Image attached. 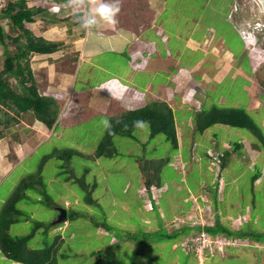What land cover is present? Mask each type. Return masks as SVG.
Masks as SVG:
<instances>
[{
  "label": "rangeland",
  "instance_id": "obj_1",
  "mask_svg": "<svg viewBox=\"0 0 264 264\" xmlns=\"http://www.w3.org/2000/svg\"><path fill=\"white\" fill-rule=\"evenodd\" d=\"M28 1L32 4L40 2L49 12H52L49 7L54 0ZM261 1L262 5H257L256 0H119L120 11L117 13V22L113 26H116L118 32L133 34L135 43L132 45L130 54L139 51L138 37H142L144 40L153 38L160 58L168 61L176 60V65L180 67H176L177 71L187 68L190 72L187 76L180 71L175 72L173 76L178 75V80L196 79L197 73L202 69H206L207 73L212 72L216 75L217 68L215 69L211 62L214 55L210 54L219 50L217 45H220L222 50L229 49L237 54L246 49L249 58L244 59L242 67L247 74L253 75L250 59L256 68L259 63L264 62V0ZM76 4L78 6L75 10H79V12L74 11L70 14H77L75 18L79 19L81 23V20L86 18L85 10H87L88 0H82L81 3L76 0ZM259 12L260 16L258 15ZM229 13L231 18L228 16ZM257 22L262 23L260 28L253 27L256 26ZM25 24L32 34L41 36L39 35L41 33L40 27L33 29L29 23ZM2 26L9 34L16 33L9 30L7 19L2 18ZM101 28V25H98L86 29L98 35L113 33L111 29ZM53 30L55 31L54 39L45 38L59 42V49L55 50L54 53L40 57H34L33 53H30L29 63L38 93L54 98L60 97L56 101L58 110L56 118L61 127L58 126L55 130H50L41 120L31 117L30 112L32 110L15 113L13 110L4 108L0 112L2 117L4 112H9L11 116L17 118V121L11 120L10 131L13 130V135L23 139L25 143L29 142L31 138L36 139L34 147L28 145V150H23L24 153L22 154L20 147L17 148L15 141L17 138L9 139L7 136L10 131L2 133L0 166L3 168L0 171V207L21 176L30 174L33 176L37 172L41 176V186L45 190L42 193L34 188L24 190L26 195L18 202V207L26 215H29L30 219L15 223L10 233L22 236L32 231L34 221L44 222L46 225L36 231L34 237L28 241L32 247H41L51 244L55 229L62 228L61 233L65 240L60 246L64 249L57 253L58 264H141V258H144L146 264H183V262L186 264H264V238L254 239L258 245L229 246L227 251H219L218 257L210 260L201 249H195L197 259L196 257L185 258L182 251L176 245L173 246L172 241L166 238L153 242L147 241L146 247H143L145 243L141 244L140 241H136L137 243H134L133 240L130 241L131 246L127 245L126 241H122L125 239L126 229L129 225L134 227V232H137L135 236H139L137 234L140 230L149 228L148 222L154 223L150 220L153 216L147 213L152 210L149 197L159 198L158 209L160 212L163 209L172 213V217L167 215L163 217L167 224L172 221L171 225H167L168 229H171L174 224L180 225V222L207 224L206 222L209 221L212 223V218L214 219L218 215L220 220L229 226L236 225V228L245 222L251 226L255 223L254 227L258 229L257 231L264 234V149L261 148L256 157L249 156L243 150L240 152L241 157L238 154L236 157L233 155L232 159L233 157L235 159L227 162L222 169L219 168L220 161L218 160L209 161L206 156L197 159V146L199 145V150H201L199 153L203 155L204 147H209L211 144L209 139L213 137L219 141L222 149L224 147L223 141L227 144L238 142L241 149L245 142L256 141L257 138L245 128L224 124L212 125L202 133L195 132L193 123L189 120L192 110L188 109V106L191 107L192 103L196 101L189 95L184 97L185 91L194 86V81L189 85L179 83L176 88L172 85L170 91L153 94L146 91L147 80L151 79V83L154 85L152 90L156 91L158 84L169 82L165 77L167 72L160 70L151 78V75L143 70H133V85L138 90L145 91V98L148 100H150L149 98L164 99L171 108H179L173 112L176 114L175 116L184 118L182 124V121L178 122L176 119L178 143L181 145L184 155L191 151V147L194 148L195 165L189 163L184 169V163H181L176 170L177 172L167 166L165 169L167 179L174 180L175 183L181 182L180 179L183 177H180L179 172L185 175L187 178L185 180L191 193H194L192 196H194L196 191L201 192L198 183L204 174L213 176L214 179L218 178L221 186L225 176V188L223 190L225 199L222 204H218L222 207H217L212 199H210L211 204L201 206L199 200L201 195L191 198V204L183 201L182 197L189 193L183 190L184 187L182 189L178 185L174 186L173 182L168 185V189L164 187V189L152 191L154 188L152 187L150 196H147V191L142 186L144 181L142 172L134 158L136 150L133 145H136L135 143L128 139H124L123 142L122 140L114 141L118 149L122 143V150H127V152L130 148L132 150L124 157L120 156V159L111 161L104 157L99 159L94 155L96 144L101 140L103 129L106 127L105 121L108 118L106 115L112 117L123 113L126 110L124 108L126 103H117L114 97L112 98L113 101L107 99L112 94L106 90L104 84L100 85L106 76L99 70V66L91 64L92 56L89 55L88 46L85 43L87 37L71 35L62 23L55 25ZM139 34L141 35L139 36ZM190 39L191 41H189ZM162 40H166V46ZM151 54L152 57L156 56L154 50L150 54L148 51L142 53L143 56ZM2 57L0 56V63ZM139 59H135L133 62L137 67L142 66L141 63H136ZM142 60L144 58L139 62ZM129 61H127L124 51H111L110 53L104 51L102 55L97 54L94 58V62L107 67V71L111 75L117 74L119 66L121 73L128 72ZM207 61L211 63L207 64ZM201 64H206V67L203 68ZM1 69L2 65L0 66ZM9 80L15 85L11 77ZM196 85L206 87L207 107L216 103L220 106H237L245 109L256 122L264 137V96L259 97L263 101V106L249 107L248 103L251 98L246 87H250V83L242 75L233 78L228 74L223 77L221 83L214 82L207 86L199 81ZM126 88H123V91L126 90L127 92L128 89ZM129 91L131 92V90ZM258 91H260L259 88ZM222 96L224 101L220 102L219 98ZM138 103H142V100ZM127 106V108H132L134 105ZM194 108H199L198 102ZM119 109L121 111H118ZM24 126L30 127V132L27 135H23L20 131ZM179 128L183 129L180 130ZM144 130L146 132V128ZM185 136L186 140L184 139ZM154 140L155 153L169 152L170 142L166 141L163 135H156ZM64 144L65 146L68 144L67 146L73 147L74 150L87 157L83 159L81 155L74 154L69 163H71V167H74L72 173H75L77 178L82 177L85 182L88 181L87 184L91 185L94 181L96 182V179L98 180L93 197L100 203L99 206L95 202L88 204L83 200L86 191L79 183L80 179L70 175L67 164L62 161L57 153L49 155L54 147L60 148ZM185 145L186 148H184ZM17 150L20 155L10 158L9 152L16 153ZM173 152L174 150H170L169 154L171 155ZM85 166H89V168L84 174L83 168ZM206 167L209 169L207 172ZM256 169L260 171L261 176L255 180L252 186L250 182L251 171ZM3 175L5 176L3 177ZM202 194L204 195V193ZM46 196H48L47 199L50 200V203L46 201ZM182 202L186 203V206L190 205L187 211H183L184 213H180L178 210L182 206ZM58 208H65L66 210L68 208V213L70 210L79 213L69 220V224L64 223L54 229L49 224L57 217ZM131 210L133 212L130 215L128 212ZM239 212L244 214L241 223H238L231 214ZM248 220L253 221L251 223ZM102 223L111 224L113 233L118 239L113 237L111 231L105 230ZM45 227L48 228V231L43 232ZM196 235L189 237L188 247L190 249L194 247L196 240L192 239ZM224 256L226 257L223 258ZM0 264L20 263L7 259L0 252Z\"/></svg>",
  "mask_w": 264,
  "mask_h": 264
},
{
  "label": "trees",
  "instance_id": "obj_2",
  "mask_svg": "<svg viewBox=\"0 0 264 264\" xmlns=\"http://www.w3.org/2000/svg\"><path fill=\"white\" fill-rule=\"evenodd\" d=\"M43 10L44 9L39 6L35 8L27 6L26 0H6L1 6L0 17L7 19L9 30L16 33L9 34L8 31L5 30L4 26H0V44L3 48L2 69L0 70V112H2V109L4 108L13 110L15 113H20L19 111L32 110V112H30L32 118L41 120L46 127H53L55 130L58 126H60L56 118L58 112L57 100L52 96L38 93L35 80L33 79L31 72L29 55L33 52H54L59 49V42L47 40L41 36H35L25 24V22L33 21V16L37 12H41ZM10 77L15 85L10 83ZM201 87V93L207 99V95L205 93L206 87ZM196 93L197 89L194 88L193 96L202 102V100L196 96ZM191 110L192 114L191 119L189 120L193 123V130L195 132L202 133L207 128L215 124L242 127L252 132L257 138L256 141L254 140L250 142L256 144L260 149H264V137L260 132V128L245 109L237 106H220L216 103H212L209 107H207L204 106V103H202L198 110ZM173 112L174 110L164 100L150 99L143 106L127 110L117 116L111 117L106 115L108 117L107 124L103 129L101 140L96 144V148L94 149L95 157L99 159L104 157L111 161L120 159V156L124 157L132 152L131 148L128 152L127 150H122L121 143V147L118 149L114 141L122 140L123 142L124 139H128L136 144L133 145L136 150L134 158L140 168V171L142 172L141 175L144 178H142L144 180L142 186L145 187L147 195L150 196V190L152 187H154V189H164V187H167L168 189V185L174 180L167 179L168 177L166 176L165 169L169 166L177 172V169L173 168L174 156L176 154H179L184 162L187 161L188 158V153L184 155V151L178 143V136L176 133V128L178 127L176 119L178 122H181L184 118L175 116L176 114ZM11 120L17 121V118L11 116L9 112H4L3 117L0 116V137L2 133L10 131ZM182 123L183 121L181 124ZM190 127L192 128L191 125ZM144 128H146V132ZM2 129L4 130L2 131ZM179 129L182 130L183 128ZM12 131H10V134L8 133L10 135L8 137H11V139L17 138L16 135H13ZM156 135H163L164 139L170 142L169 149L172 151L174 150L171 155L169 154L170 150L169 152L162 154L155 153L154 138ZM184 139L186 140V136ZM66 146L64 144L60 148L54 147L53 151L49 152V155H55V153H57V155L61 157L62 161L67 164V169L69 170L70 175L75 176L76 179H80L79 183H81V186L86 191L83 200L88 204L95 202L96 205L99 206L100 203L93 197L94 188L97 186L96 183L98 184V180L96 179V182L94 181L91 185L87 184L89 183L88 181L85 182L82 177L77 178V175L72 173V169L74 167H71V163H69L74 154L78 156L81 155V158L83 159L87 157L74 150L73 147L67 146L66 148ZM184 148H186V145ZM238 149L240 150L238 151V154L240 155V152L243 150L240 149L239 143L232 142L231 151H237ZM228 155L229 152L227 151L221 153L220 157L222 166L226 165ZM195 163L196 162L192 163L193 166ZM88 168L89 166H85L83 168L84 174L87 173ZM208 170L209 169L206 167V172ZM251 172L250 182L253 186L255 180L260 176V171L256 169ZM179 174L181 175L180 172ZM4 176L5 175H3V177ZM38 176L37 172L33 176H31V174L28 176H21L15 183L14 189L2 203L0 207V252L6 256L7 259H12L20 264H58L57 253L64 249V247L60 246L65 238L61 233L62 228H55L60 227L64 223L69 224V220L78 215V211L75 213L70 210L68 213L67 208L65 221L54 222V219L52 223L49 224L55 229V231L53 237L51 238V244H47L45 246L32 247L28 244V241L34 237V233L46 225L44 222L34 221L32 231L22 236L10 233L12 226L15 223L30 219V216L26 215L22 209L18 207V202L26 195L24 190L27 188H34L40 190L41 193L45 191L41 186V176H39L40 178ZM182 184V181H177L176 183L173 182L174 186L178 185L181 188ZM216 187L217 184L210 185V191L214 199H216ZM47 198L48 196H46V201H48ZM191 198L193 199L190 194H186L182 197V200L191 204ZM150 201L152 204V210L147 213L153 216L150 220L154 223L148 222L149 228L146 227V229L140 230L137 234L139 236H135L137 232H134V227L129 225L127 227L128 229H126L127 234L125 235V239L122 241H126L127 245L132 240L134 243H137L136 241H140L141 244L145 243L143 247H146V244L148 243L147 241L153 242L158 239L166 238L172 241L173 246L176 245L182 251L185 258L192 259V257H196L197 259V252L195 248L190 249L188 247L190 240L189 237L197 234L202 227H200L199 224L180 222V225L174 224L171 229H168L167 225H171L172 221H169L170 224H167L164 222L163 217L165 215L172 217V213H168L167 210L163 209H161V212L159 211V198L150 197ZM48 202L50 203V200ZM189 208L190 205L186 206V203L182 202V206L178 210L181 213L183 211H187ZM142 210L144 211V209ZM132 212L133 211L131 210L128 213L131 215ZM237 214L242 215L243 213L239 212ZM248 221L252 223L253 220ZM254 225L255 223L251 226V224L245 222L242 224L243 228L241 230H232L230 228L227 229L225 225H220L217 219H215L212 225H206L203 228L212 234L223 231L226 234H233L240 237L248 236L251 237V239H263L264 234L261 231H257L258 229L254 227ZM102 227L107 231H111L113 237H115L111 224L102 223ZM46 231H48L47 227H45V231L43 232ZM129 245L131 246V244ZM140 247L142 248V246ZM203 251L205 256H207V258L209 257V260L218 257V254H220L217 249L211 251L208 248H204ZM225 257L226 256L223 258ZM141 259V264H146L144 258ZM183 264L186 263L183 262Z\"/></svg>",
  "mask_w": 264,
  "mask_h": 264
},
{
  "label": "crops",
  "instance_id": "obj_3",
  "mask_svg": "<svg viewBox=\"0 0 264 264\" xmlns=\"http://www.w3.org/2000/svg\"><path fill=\"white\" fill-rule=\"evenodd\" d=\"M4 1H6V0H0V9H1L2 3H4ZM63 1H70V0H54V2H58V3L63 2ZM71 1H76V0H71ZM77 2L81 3V1H78V0H77ZM26 4H27V6H29L31 8H35V7L39 6L45 10V11L43 10L41 12H37L33 16V21L25 22V23H29V25H32L33 29H35L36 27H40L41 33L39 35H41V37H44V39H46V38L54 39L53 36H54L55 31L53 30V28L55 25H59L61 23L67 27V29H68V31H70L71 35L76 34V37H87V39H86L87 42H85V43L88 46L89 55L92 56L91 64H96L97 66H99L100 67L99 70L102 71V73L106 76L105 79L100 82L101 84L100 83L99 84L100 85L104 84L105 85L104 87L106 88V90L111 92L112 95H110V97H108L107 99L112 100V98L114 97V98H116L117 103L118 102L126 103L125 107H124L125 109L128 107L127 106L128 104L134 105L133 107H135L136 105H139L136 97H134V92H133V89L138 90V88H136L133 85V82H134V78L132 77L133 70H143L146 73H148L149 75H151V78L154 74H157L160 70H162L163 72H167L165 77L169 82H167V83L164 82V83L158 84L156 87V91L154 89L152 90L154 85L151 83V79L147 80L148 82L146 83L145 88H146V91H148L150 93L161 94V91H162V93L166 92L167 90L170 91V89H171L170 86H172V85L174 86V88H176V86H178L172 80L171 77L173 75H175V72H177L176 67H178V68H180V67L176 65V60H169L168 61V60H164L163 58H160L158 56L157 50H156V45H155L156 43L154 42L153 38H151V39L148 38V39L144 40V38L138 37V39H139L138 42L140 43L139 51H137L136 53L130 54V51L133 48L132 45L135 43V40L133 39L132 33L130 35V33H128V32H121V31L118 32L116 30V26H113V24H107V23L102 22L100 24L102 27L101 29H103V28L104 29H111V32L113 31V33L110 32L112 35L111 34L110 35H107V34H102V35L99 34L98 35L95 32L88 31L86 28L82 27L79 19L75 18L77 14H74V15L69 14L70 9H71L69 7H66L65 9L62 8L60 14H57V13L49 12L47 10V8H45L44 6H42L40 4V2L36 3V4H32V2H29L28 0H26ZM96 4H97V0H88V4H87L88 10L90 11L91 9L95 8ZM77 6L78 5L77 4L75 5V2H74V5H72V8L75 9ZM0 26H2V18L1 17H0ZM140 35L141 34H139V36ZM47 40H49V39H47ZM51 41H53V40H51ZM162 41H163L164 45L166 46V40H162ZM189 41H191V39ZM149 44H150V46H149ZM188 44L190 45V43H188ZM217 46L219 47V50H217V52H215V53L211 52V54H210L212 56L214 55V58H213V60H211V62H212V66L215 69L217 68V71H216L217 73H216V75L212 74V72L207 73L206 69H202V70H200L199 73H197L198 77L196 79L194 78L192 80V82L194 81V83H195V84H193L194 87L197 89L196 96L202 100V103H204V106H207L208 100H206L204 95L201 93V87H199V85H196L199 83V81L203 85L209 86V85H212L214 82L215 83H221L223 81V77L228 75V74H230L231 77H233V78H235L238 75H242V77H244L250 83V87H246L247 90H249L247 92L249 93L250 98H251L250 102L248 103L249 107L257 108V107L263 106V101L261 99H259V97L264 96V62H262V64L259 63L258 67L256 68L253 66L252 61L250 59V66H251V69L253 70V75H249L244 71V68L242 67L244 59L249 58L246 49L242 53L237 54V53H234L232 50H229V49L228 50H222L220 48L221 47L220 45H217ZM2 49H3L2 45L0 44V56H2V52H3ZM148 49H150V50H148ZM153 50L156 54V56H154V57H152V54L147 55V56L142 55V53L145 51H153ZM104 51H108L109 53L111 51H115V52H123L124 51L125 56L127 57V61L130 60L128 62V70H127L128 72L121 73L120 66H119L117 74L111 75L107 71V67H105L104 65H102L100 63L94 62L95 56L97 54L102 55V53ZM51 53H54V52H51ZM51 53H34L33 52V55H34V57H40L42 55L51 54ZM139 58H141V59L144 58V60L139 62L141 60ZM135 59H139V61H136V63L137 64L141 63V65H142L141 67H137L136 65L133 64ZM210 63H209V61H207V64H210ZM1 65H2V60H1L0 66ZM201 66L203 68H205L206 64L205 65L201 64ZM78 67H79V65H78ZM129 70H130V72H129ZM107 74H109V75L107 76ZM125 87H127L126 89H128L127 92H126V90L123 91V88L125 89ZM258 88L260 91H258ZM129 90H131V92ZM138 91H141V90H138ZM113 94H114V96H113ZM58 99H60V97H58L56 100L58 101ZM149 99H151V98H149ZM153 99H158V98H153ZM219 99H220V102L224 101L223 96ZM145 101H148V98H145ZM165 102L167 103V101H165ZM217 102H218V100H217ZM236 103H238V102H236ZM72 107H74V106H72ZM172 109L177 110L179 108L177 107L175 109L174 108H172ZM118 111H121V109H119ZM263 123H264V118H263ZM29 130H30V127H28V126H24L20 129V131L23 133V135H27L30 132ZM8 136H10V135H8ZM8 138L11 139V137H8ZM15 141L17 142V148L20 147V153L22 152V154L24 153L23 150H25V151L28 150L27 149L28 145L34 147V145L36 143V139H32V138L29 142H26V143L23 139H21V138L19 139V137L17 139H15ZM21 144H23V145H21ZM245 144H246L245 148H247V150L249 151L248 153L250 154V156L256 157L259 154L260 148L256 144L250 143V142H246ZM0 145H2V137H0ZM20 153L18 150L16 153L15 152H12V153L9 152L11 158L16 157V156L18 157L20 155ZM2 168L3 167L0 166V171L2 170Z\"/></svg>",
  "mask_w": 264,
  "mask_h": 264
},
{
  "label": "clouds",
  "instance_id": "obj_4",
  "mask_svg": "<svg viewBox=\"0 0 264 264\" xmlns=\"http://www.w3.org/2000/svg\"><path fill=\"white\" fill-rule=\"evenodd\" d=\"M74 2L75 1H63V2H60V3L53 2V4H59L60 6L65 5V7H61L57 11H52L51 9L50 10L53 13L60 14L62 8L65 9L66 7H69V8H71L70 9V13L71 12L74 13V11H76L75 9L72 8V5H74ZM81 2H82V0H81ZM119 11H120L119 0H97V4H96L95 8L91 9L90 11L88 10V8H87V10H85L86 18L81 20V25L84 28H91V27H96V26L100 25L102 22L103 23H107V24H115L117 22V13ZM77 12H79V10L76 11V13ZM150 52L151 51H148V54H150ZM179 71L182 72L183 74H186L185 76H187L190 73V72H188L187 68L186 69H180ZM179 71H177L176 73H178ZM178 77L179 76L176 75V77L173 76V79H172L177 85H179V83H183L184 85H189L192 82L191 78H185V79L178 80ZM194 88L195 87L193 86L191 88L192 90L191 89L190 90L187 89V91H185V96L184 97L189 95V97H191L193 100H195V101L198 100L199 101V108H200L202 102L198 98H195L193 96ZM133 92H134V97H136L137 101H141L142 100V103H140L139 105H136L135 107H132V108H126L125 111L141 107L147 102V101H145V91H138V90L133 89ZM57 98L58 97H55V99H57ZM194 107H195V102L192 103L191 107L188 106V109H193V110H198L199 109V108L195 109ZM125 111H123V112H125ZM105 123L107 124V121H105ZM50 130H54V128L51 127ZM214 138L215 137L209 139L211 144L207 148L204 147L203 155L199 153L201 150H199V145L197 146V150H196L197 159H201L203 156H206L209 161L218 160V161H220L219 168L222 169L225 165L222 166V164H221V157H220L221 153H223L224 151L229 152V155L227 157L228 158L227 162H231V160L233 161L235 159V157L238 154V151H240V150L238 149L237 151H231L232 150V142L227 144L225 141H223V146L224 147L222 149V147L219 145V141L216 138L215 139ZM250 143H252V142H250ZM245 145L246 144H244L241 149L244 150L246 153H248L249 151L247 150V148H245ZM177 155L179 157H176ZM233 155H235V157H233V159H232ZM239 156L241 157L242 155L240 154ZM249 156H250V154H249ZM194 157H195V154H194V148L193 147H191V151L188 153V158H187V161H185V162L183 161V159H181L179 154H176L174 156L173 168L178 169L179 165L181 163H184L183 166H184V169H185L186 166L189 163H194L195 162L194 161ZM249 159H251V157H249ZM206 176H208V177H206ZM180 177H183V179H180L183 182L182 188L184 187V190L187 191L192 196L194 193H191V190H190V188L188 186V183L185 180V179H187L186 176L181 174ZM223 182L224 183L221 186L218 178L214 179L213 176L204 175L203 177H201L199 179V183H198V187H200V191L201 192H197L196 191L195 195L192 196V197L194 198L195 196L201 195L199 197V200L201 202V206H204L206 204L207 205L211 204V200L210 199H212V201L214 202V204L217 207H222V206H220L218 204L219 203L222 204V201H224V199H225V196L223 194V190L225 188V176H224ZM213 184H215V185L217 184L216 191H215L216 199H214L212 197V193L210 191V185H213ZM152 189H153L152 191L158 190V189H154V188H152ZM202 193H204V195ZM149 202L151 203L150 197H149ZM231 214L236 218L238 223H241V220L244 219V214H242V215L234 214V213H231ZM208 216H210V215H208ZM215 219H217V221H218V223L220 225H225V227L227 229L230 228L232 230H241L243 228L242 225L239 228H236V225H233V226L230 225L229 226L227 223H225L222 220H220L218 218V215H216V217L214 219L212 218V223H210L209 221L206 222L207 224L198 223L200 225V227H202V229L200 231H198L197 235H201L202 237H205L207 239L206 241H203L204 242V246H203V248L201 250H204V248H208L211 251H213L214 249H217L218 251L222 252V251H227L229 246H231V247L232 246L241 247V246H246V245H258V243L256 241H254V239H251V237H248V236L240 237V236L233 235V234H226L223 231H220L218 233L212 234V233L206 231L203 227L206 226V225H212L214 223ZM200 242L202 243L201 240H200ZM17 263H19V262H17Z\"/></svg>",
  "mask_w": 264,
  "mask_h": 264
},
{
  "label": "built area",
  "instance_id": "obj_5",
  "mask_svg": "<svg viewBox=\"0 0 264 264\" xmlns=\"http://www.w3.org/2000/svg\"><path fill=\"white\" fill-rule=\"evenodd\" d=\"M257 1V5H262V1L261 0H256ZM234 6V5H233ZM61 7H65V5H62L60 6L59 4H52L49 8L52 10V11H57L59 10ZM235 7V6H234ZM260 16V12L258 14ZM228 16L231 18V14L229 13ZM262 26V23L261 22H257L256 23V26H253L254 28H260ZM196 102L199 103L198 100H196ZM195 102V104H196ZM192 240H196L194 241V247L195 249L197 250H200L203 248L204 246V242L203 241H206L207 239L205 237H202L201 235H196ZM200 240L202 241V243L200 242Z\"/></svg>",
  "mask_w": 264,
  "mask_h": 264
},
{
  "label": "water",
  "instance_id": "obj_6",
  "mask_svg": "<svg viewBox=\"0 0 264 264\" xmlns=\"http://www.w3.org/2000/svg\"><path fill=\"white\" fill-rule=\"evenodd\" d=\"M66 209L65 208H58V214L55 218L54 222H63L66 220Z\"/></svg>",
  "mask_w": 264,
  "mask_h": 264
}]
</instances>
